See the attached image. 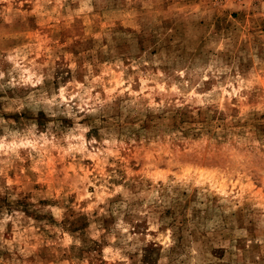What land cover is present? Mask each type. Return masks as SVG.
Returning a JSON list of instances; mask_svg holds the SVG:
<instances>
[{"label": "rangeland", "instance_id": "374dc122", "mask_svg": "<svg viewBox=\"0 0 264 264\" xmlns=\"http://www.w3.org/2000/svg\"><path fill=\"white\" fill-rule=\"evenodd\" d=\"M0 264H264V0H0Z\"/></svg>", "mask_w": 264, "mask_h": 264}]
</instances>
